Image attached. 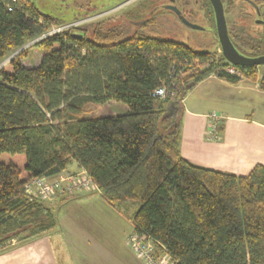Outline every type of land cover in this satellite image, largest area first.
Returning a JSON list of instances; mask_svg holds the SVG:
<instances>
[{
    "label": "trees",
    "instance_id": "trees-1",
    "mask_svg": "<svg viewBox=\"0 0 264 264\" xmlns=\"http://www.w3.org/2000/svg\"><path fill=\"white\" fill-rule=\"evenodd\" d=\"M64 25L30 0H0V248L55 228L57 209L26 185L75 161L110 203L139 204L135 232L174 264H264V165L241 176L194 164L179 148L191 89L216 75L264 90V69L232 73L222 51L140 32L122 38L101 23L44 36ZM31 47L44 51L36 66L26 62ZM160 88L164 97L154 95ZM112 102L126 111L96 114Z\"/></svg>",
    "mask_w": 264,
    "mask_h": 264
},
{
    "label": "crops",
    "instance_id": "crops-1",
    "mask_svg": "<svg viewBox=\"0 0 264 264\" xmlns=\"http://www.w3.org/2000/svg\"><path fill=\"white\" fill-rule=\"evenodd\" d=\"M194 94L196 102L189 103ZM255 96L259 100L255 101ZM263 96L259 84L246 78L231 84L213 75L197 84L183 101V112L196 118L187 137L180 136L183 157L199 166L241 176L248 175L257 164L264 165ZM210 104L212 111L225 118L218 139L207 143L200 139L198 129L207 132L211 110L206 108ZM256 106L263 114L259 118L252 116ZM80 169L74 161L66 171ZM50 203L59 204L55 228L12 239L0 248V264H144L128 244L135 233L136 205L117 207L101 193Z\"/></svg>",
    "mask_w": 264,
    "mask_h": 264
},
{
    "label": "rangeland",
    "instance_id": "rangeland-1",
    "mask_svg": "<svg viewBox=\"0 0 264 264\" xmlns=\"http://www.w3.org/2000/svg\"><path fill=\"white\" fill-rule=\"evenodd\" d=\"M37 8L45 14L51 15L54 18L60 19L66 24H72L74 21L76 25L97 26L101 23L102 30L117 29L122 38L134 35L136 32L153 37H162L168 40L179 41L185 43L195 50H218L221 52L220 43L216 33V23L213 18L210 19L206 11L205 2L202 0H176L173 4L179 6L187 16V19L193 24L201 27V29L191 28L185 25L179 18V15L167 7L172 4L171 0H30ZM241 23H228L230 29L237 27ZM73 25V24H72ZM57 28V27H56ZM92 28L89 29L88 35H91ZM54 29V28H53ZM52 29V30H53ZM250 36L239 34V39L248 41ZM252 40V39H251ZM33 42V41H32ZM32 42L28 43L26 47L31 46ZM245 46V45H244ZM250 56L264 55V43L261 51L256 53H249ZM29 58L26 62L29 65L36 66L39 64L44 51L39 47L30 48L28 51ZM8 59L2 62V66L6 65ZM264 65L258 66L259 73H262ZM196 94L190 96L189 103L196 102ZM259 100L255 96V101ZM264 101V96L260 98ZM256 104V103H255ZM127 105L123 103L112 102L104 106L96 108V114L99 116L111 115L126 111ZM213 112V105L210 104L208 108ZM254 109V106H252ZM219 112V111H218ZM261 114L256 106L253 118H259ZM193 119H196L191 114L183 112L180 118V129L182 139L187 137ZM189 123V126H188ZM200 139L205 142H213L208 140L206 131L198 129ZM72 166V163L69 167ZM78 171V170H77ZM74 172V171H72ZM55 201V200H54ZM47 201V202H54ZM59 208V204L54 203V208ZM61 206V205H60ZM138 207L139 204H136ZM48 238V236H47Z\"/></svg>",
    "mask_w": 264,
    "mask_h": 264
},
{
    "label": "built area",
    "instance_id": "built-area-1",
    "mask_svg": "<svg viewBox=\"0 0 264 264\" xmlns=\"http://www.w3.org/2000/svg\"><path fill=\"white\" fill-rule=\"evenodd\" d=\"M74 21L72 24H67L60 27H53L44 36L62 32L65 29L77 27ZM43 36V37H44ZM37 40L33 41L35 43ZM229 71L236 72L235 67L231 66ZM154 95L164 97L166 91L160 88L154 92ZM225 116L217 111H213L207 115V135L208 140H216L219 137L220 127ZM26 192L32 197L39 198L44 201H56L64 197H74L80 194L102 193L100 188L94 182L90 174L85 169L78 171H64L54 177H40L31 180L26 185ZM128 244L131 246L135 254L144 264H174L167 251H160L153 240L146 235L134 233L128 239Z\"/></svg>",
    "mask_w": 264,
    "mask_h": 264
},
{
    "label": "flooded vegetation",
    "instance_id": "flooded-vegetation-1",
    "mask_svg": "<svg viewBox=\"0 0 264 264\" xmlns=\"http://www.w3.org/2000/svg\"><path fill=\"white\" fill-rule=\"evenodd\" d=\"M202 1L205 2L210 19L213 18L216 23V14L211 2L209 1L211 4L209 5L206 0ZM222 2L227 25L228 23H241L233 29H230L228 25L229 35L237 49L243 54H248L247 51L249 53L261 51L257 49L259 47L255 46L253 40L261 39L262 44L264 43V0H222ZM178 8L187 18L186 13L179 6ZM239 34L248 35L250 39L244 42L239 39Z\"/></svg>",
    "mask_w": 264,
    "mask_h": 264
},
{
    "label": "water",
    "instance_id": "water-1",
    "mask_svg": "<svg viewBox=\"0 0 264 264\" xmlns=\"http://www.w3.org/2000/svg\"><path fill=\"white\" fill-rule=\"evenodd\" d=\"M215 10L216 14V33L218 36V40L221 46V51L226 60L232 66H260L264 65V55L259 56H248L241 53L237 47L234 45L228 31V25L226 23L225 15H224V7L222 0H209ZM174 0H172V4H168L167 7L173 9L178 15L180 20L187 26L195 29H201L200 26L193 24L190 22L185 15H183L182 11L178 8L177 5L173 4Z\"/></svg>",
    "mask_w": 264,
    "mask_h": 264
}]
</instances>
